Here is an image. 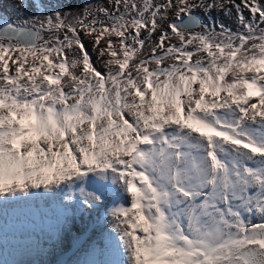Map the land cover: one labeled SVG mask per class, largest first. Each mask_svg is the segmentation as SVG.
<instances>
[{
	"label": "snow or ice",
	"instance_id": "1",
	"mask_svg": "<svg viewBox=\"0 0 264 264\" xmlns=\"http://www.w3.org/2000/svg\"><path fill=\"white\" fill-rule=\"evenodd\" d=\"M14 3L17 19L0 15L5 217L55 201L47 252L70 243L64 264H264V0ZM77 221L106 224L102 244Z\"/></svg>",
	"mask_w": 264,
	"mask_h": 264
},
{
	"label": "clouds",
	"instance_id": "2",
	"mask_svg": "<svg viewBox=\"0 0 264 264\" xmlns=\"http://www.w3.org/2000/svg\"><path fill=\"white\" fill-rule=\"evenodd\" d=\"M8 12V11H7ZM55 201L37 198L8 205L7 217L0 211V226L6 227L7 246L0 245V264L6 261L22 260L25 264H64L75 259V249L65 241L62 251L48 253L53 231L56 226ZM74 209H70V212ZM77 217L79 213L76 214ZM97 216L92 215L95 221ZM73 232L81 241L87 243L95 240L102 244L101 232L107 230V225H96L83 234L77 221ZM96 232L98 234L96 235ZM37 245L45 248L46 253L40 254Z\"/></svg>",
	"mask_w": 264,
	"mask_h": 264
},
{
	"label": "flooded vegetation",
	"instance_id": "3",
	"mask_svg": "<svg viewBox=\"0 0 264 264\" xmlns=\"http://www.w3.org/2000/svg\"><path fill=\"white\" fill-rule=\"evenodd\" d=\"M4 2H5V6H6V8H11V10L10 11H5V13H8L9 15H11V16H16L17 14H18V9L16 8V5H15V3H14V1H7V0H4ZM34 11V9H29L28 10V12H27V14H30V13H32ZM1 12H4V11H1ZM202 15V14H201ZM213 15H215V13L213 14ZM248 15V13L247 12H245V16H247ZM221 18H225V17H223L222 16V14H221ZM228 19V18H227ZM225 22V21H224ZM226 24H229L230 26H232L234 23H233V21L231 20V19H228V21L227 22H225ZM233 27V26H232ZM233 29H235V27H233Z\"/></svg>",
	"mask_w": 264,
	"mask_h": 264
},
{
	"label": "bare ground",
	"instance_id": "4",
	"mask_svg": "<svg viewBox=\"0 0 264 264\" xmlns=\"http://www.w3.org/2000/svg\"><path fill=\"white\" fill-rule=\"evenodd\" d=\"M7 1H14V0H7ZM6 7V6H5ZM10 11L11 10V8L9 7V8H6V11ZM24 15H28L27 13H25ZM19 16V12H18V14L14 17V16H11L10 15V20H15V19H17V17ZM221 19H223L225 22H227L228 21V19L227 18H221ZM233 27H235V24H233L232 25ZM87 43V42H86ZM88 47H89V49L91 48V45L90 44H88L87 45ZM93 59H95V56L93 55ZM92 215H95V216H97V214H92ZM75 226H77V225H75ZM78 227V226H77ZM98 234V232H96V235Z\"/></svg>",
	"mask_w": 264,
	"mask_h": 264
},
{
	"label": "water",
	"instance_id": "5",
	"mask_svg": "<svg viewBox=\"0 0 264 264\" xmlns=\"http://www.w3.org/2000/svg\"><path fill=\"white\" fill-rule=\"evenodd\" d=\"M4 7H5V3L3 4V0H0V15H3L7 19H9L10 18V15L8 13L1 12L2 10H4ZM81 231H82L83 234H87V232L85 230H81Z\"/></svg>",
	"mask_w": 264,
	"mask_h": 264
}]
</instances>
